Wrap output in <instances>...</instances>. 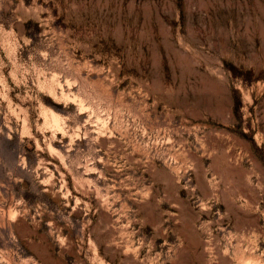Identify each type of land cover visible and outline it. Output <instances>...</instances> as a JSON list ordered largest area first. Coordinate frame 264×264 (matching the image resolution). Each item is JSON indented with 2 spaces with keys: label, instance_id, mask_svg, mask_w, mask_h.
I'll return each instance as SVG.
<instances>
[{
  "label": "rangeland",
  "instance_id": "rangeland-1",
  "mask_svg": "<svg viewBox=\"0 0 264 264\" xmlns=\"http://www.w3.org/2000/svg\"><path fill=\"white\" fill-rule=\"evenodd\" d=\"M0 264H264V0H0Z\"/></svg>",
  "mask_w": 264,
  "mask_h": 264
}]
</instances>
